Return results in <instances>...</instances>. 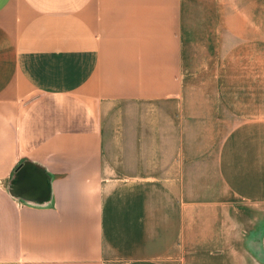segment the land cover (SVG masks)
Returning a JSON list of instances; mask_svg holds the SVG:
<instances>
[{
  "label": "crops",
  "instance_id": "0c3cea01",
  "mask_svg": "<svg viewBox=\"0 0 264 264\" xmlns=\"http://www.w3.org/2000/svg\"><path fill=\"white\" fill-rule=\"evenodd\" d=\"M183 2L0 0V264H264V114L199 101L188 154ZM263 3L213 0L215 34L264 37Z\"/></svg>",
  "mask_w": 264,
  "mask_h": 264
},
{
  "label": "rangeland",
  "instance_id": "374dc122",
  "mask_svg": "<svg viewBox=\"0 0 264 264\" xmlns=\"http://www.w3.org/2000/svg\"><path fill=\"white\" fill-rule=\"evenodd\" d=\"M264 2V0H263ZM213 0H184L182 18V73L183 93L185 94L186 126L188 154L199 153L202 146L206 149L216 146L215 139L200 138L205 126L198 121L197 103L207 99L214 100L234 99L237 101L239 119L233 117L229 125H236L246 117L247 113L257 116L264 114V70L259 74L260 61L264 65V37L242 39L236 33L233 35L231 27L226 26L219 19L218 31L213 28L214 9ZM264 8V3H263ZM264 14V10H263ZM211 22L209 24V19ZM263 21L259 11V23ZM215 25V24H214ZM234 31L240 33L241 27L234 23ZM256 33L264 34V25L260 29L252 28ZM261 56V60L259 58ZM220 69L221 71L219 72ZM262 80V84L260 81ZM261 101L263 105L261 106ZM245 103L247 104L245 106ZM252 119V118H250ZM211 137L215 138V126L210 124ZM227 127L221 130L220 137L227 132ZM202 141V142H201ZM216 154L208 156L207 164L211 171L216 168ZM201 161L190 162L189 176L194 181L190 188L191 201L203 200L202 176L198 167ZM202 205V204H201ZM192 209V226L194 230L204 233L206 228L204 207ZM195 264H207L205 255H194Z\"/></svg>",
  "mask_w": 264,
  "mask_h": 264
}]
</instances>
